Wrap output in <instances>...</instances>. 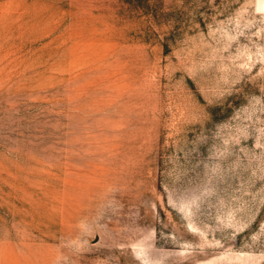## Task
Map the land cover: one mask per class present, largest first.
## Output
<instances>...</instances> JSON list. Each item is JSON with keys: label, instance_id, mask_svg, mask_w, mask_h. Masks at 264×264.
Segmentation results:
<instances>
[{"label": "rangeland", "instance_id": "374dc122", "mask_svg": "<svg viewBox=\"0 0 264 264\" xmlns=\"http://www.w3.org/2000/svg\"><path fill=\"white\" fill-rule=\"evenodd\" d=\"M0 264H264V0H0Z\"/></svg>", "mask_w": 264, "mask_h": 264}]
</instances>
